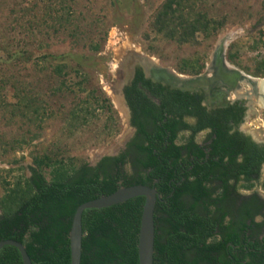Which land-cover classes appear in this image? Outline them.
<instances>
[{"label":"trees","instance_id":"obj_1","mask_svg":"<svg viewBox=\"0 0 264 264\" xmlns=\"http://www.w3.org/2000/svg\"><path fill=\"white\" fill-rule=\"evenodd\" d=\"M28 1L29 5L18 3L21 15L15 18L19 33L26 37L14 49L0 41V52H5L1 66L21 64L27 70L39 60L49 63L56 55L45 39L74 23V0H40L41 8L39 0ZM203 1L162 0L152 14V31L178 43L195 42L197 32L205 38L215 36L225 17L208 15L201 8ZM106 35L105 29L99 40H90L88 49L99 51ZM61 57L50 69L47 97L37 93L32 80L7 76L0 68V92L9 84L13 89L15 100L7 102L12 115L41 129L55 116L54 103L66 93L74 96L68 114L71 132L88 125L97 107L107 114L103 128L107 135L116 132L120 120L85 62L73 54ZM180 70L199 74L203 59L184 61ZM70 71L79 78L74 83H67ZM252 74L264 77V62ZM138 81L159 104L138 87ZM154 85L138 72L125 87L136 131L117 155H105L95 165L53 151L34 157L30 175L17 178L0 198V240L21 242L32 264H71L69 231L77 206L120 186L145 184L154 186L159 195L154 208V264H264V197L255 189L258 184L264 189V180L259 182L264 144L238 129L244 107L235 102L207 110L197 93L164 91L165 87ZM187 115L196 121L188 123ZM205 129L206 136L196 140ZM36 136L35 132L30 139ZM25 139L21 135L12 142ZM143 203L144 196H136L85 209L80 264H138ZM0 264H23L18 249L4 245Z\"/></svg>","mask_w":264,"mask_h":264},{"label":"rangeland","instance_id":"obj_2","mask_svg":"<svg viewBox=\"0 0 264 264\" xmlns=\"http://www.w3.org/2000/svg\"><path fill=\"white\" fill-rule=\"evenodd\" d=\"M161 1L74 0V23L69 24L66 29H61L50 39H45L50 43L49 50L56 55L54 60L49 63L39 60L38 65L30 64L27 70L21 64L0 65L1 69L5 68L7 76H15V79L24 76L26 80H32V86L36 85L37 93L47 97L45 92L52 64L62 59V53L73 54L78 60L85 62L92 81L99 87L100 92L110 99L115 110L113 115L120 120L119 129L107 135L103 129L107 114L104 109L97 107V115L88 125L71 132L68 114L74 104V96L65 93L66 97H60L53 105L55 116L47 119L42 123V128L38 129L18 114L12 115L7 102H14L15 99L11 85H6L0 92V198L17 178L30 175L28 166L34 165L35 156L53 151L65 157L74 156L77 160L92 163L99 153L116 152L123 147L129 125L125 114L114 102L113 95L118 94L114 89L117 84L115 70L133 50L156 60L160 66L186 76H194L198 74L180 70L184 61L203 59L205 71L218 38L231 34L233 39L227 45L225 57L232 66L253 75L257 64L264 62V0H204L201 8L210 16L225 17V24L215 36L205 38L201 32H197L195 42L184 43H178L152 31V14ZM18 3L21 6L29 5L30 1L0 0V41L11 49L22 46L26 37L19 33L16 25L15 18L21 15ZM38 4L39 8L43 6L42 1ZM105 29L107 35L101 49L97 52L89 50L87 44L90 40H99ZM230 54L233 59L229 58ZM0 56L4 58L5 52L1 51ZM67 60L71 66L74 65V61L70 62V57L67 56ZM14 78H10L11 82H14ZM78 79L72 71L66 77L67 83H74ZM254 107L259 112H256V116H246L242 129L256 140L264 142V110ZM258 117L262 121H259ZM35 132L37 136L30 139ZM21 135L26 138L25 142H12ZM203 136L204 133H198L196 140L201 141ZM263 180L264 163L259 182ZM255 189L264 197V189L259 184Z\"/></svg>","mask_w":264,"mask_h":264},{"label":"water","instance_id":"obj_3","mask_svg":"<svg viewBox=\"0 0 264 264\" xmlns=\"http://www.w3.org/2000/svg\"><path fill=\"white\" fill-rule=\"evenodd\" d=\"M233 39L231 34H225L218 38L215 48L211 54V62L207 65L205 71L194 76H186L176 73L174 70L155 65L156 70L152 72L153 78L165 84H169L174 88L182 91H194L197 88L209 90L211 85H221L226 89H239L241 85L238 81L248 80L251 85V93L254 94L255 101L264 108V77L252 76L245 73L243 70L232 66L225 59V53L228 43ZM219 66L224 73L220 76H211L210 74ZM260 81V82H258ZM249 96L242 97V101L246 104L249 102ZM123 100V97H122ZM262 109V108H261ZM126 121L129 125V109L124 106ZM135 128L129 125L128 135L124 136V141L133 134ZM254 138V137H253ZM255 139V138H254ZM256 140V139H255ZM116 152L99 153L94 162L95 165L101 157L105 155H115ZM157 182V179L155 180ZM136 196H144V203L141 212L140 225L138 231L137 254L138 264H154V239H155V224H154V208L157 201L158 191L154 186L145 184H134L130 186H120L110 194L100 195L97 198L85 201L75 209L69 231V247L71 264L81 263L82 254V213L87 208H102L108 207L117 203L124 202ZM4 245H11L18 249L22 263L32 264V261L25 249V246L14 239L0 240V249Z\"/></svg>","mask_w":264,"mask_h":264},{"label":"flooded vegetation","instance_id":"obj_4","mask_svg":"<svg viewBox=\"0 0 264 264\" xmlns=\"http://www.w3.org/2000/svg\"><path fill=\"white\" fill-rule=\"evenodd\" d=\"M143 56L147 57L146 55L138 54L136 52V50H133L132 52L127 54L125 59L122 60L119 68L117 70H115L116 71L115 73L117 74L115 77L117 84L114 85V89H115V92L118 93L117 95L118 96L120 95L121 99L123 97L122 106L123 107L127 106L129 109V125L132 127H134L130 123L131 118H132V112H131V109L129 108V106L127 105V101H126V97H125V87L132 84V82L135 80L138 72H140L144 78L149 79L153 83V86H155L154 84H160V86L165 87L166 89L164 91H166L167 89H178V88H174V87L170 86L169 84H165V83H162L160 81H156L153 78L152 72L154 70H156L155 65H158L157 62L155 63V62L151 61L150 64L144 65L143 62L141 61ZM148 58H150V57H148ZM225 59H226V57H225ZM210 62H211V58H210ZM176 73H178V72H176ZM178 74H181V73H178ZM213 74L214 75H212V76H216V75L220 74V71L214 70ZM252 76H254V75H252ZM243 86L244 87L241 88L242 94L240 97H244L248 93L247 91H245V88L247 86L245 84ZM138 87L142 88L145 91V93L147 94V96L150 97L153 101H155V103H157V104L160 103V100L157 97H155L154 95H152L149 88L141 86L140 81H138ZM236 91H239V90L229 91L221 85L213 84V85H211L209 90H205L204 88H197L196 90L189 91V92L197 93L200 96L201 105L204 106L207 110H215L217 108L227 107L229 104L235 103V102H237L238 105L243 106L244 111L242 113V121L238 124V129L241 131H244L242 129V124H243L244 120L246 119V116H249V115L256 116L257 115L256 112H259V111L254 106H257V107H259V106L257 104H255V102L250 101V100L248 102V105H249L248 106L244 101H242V98H239V96L238 97L234 96V92H236ZM232 95H233V97H232ZM247 97L250 98L249 96H247ZM184 120L187 121L188 123H194L196 121V118L187 115V116H184ZM258 120L262 121V120H260L259 117H258ZM135 131H136V128H135L133 134L131 135V137L134 135ZM207 132H208V130L205 129V130L199 131L198 133H204V136H203V138H204L206 136ZM187 133H188V131H187ZM248 134H250V133H248ZM131 137H129L124 142L123 147L118 151V153L122 149H124L125 144L131 139ZM251 137L253 138L252 135H251ZM256 141L260 142L258 140H256ZM260 143L264 144V142H260ZM117 154H115V155H117Z\"/></svg>","mask_w":264,"mask_h":264},{"label":"bare ground","instance_id":"obj_5","mask_svg":"<svg viewBox=\"0 0 264 264\" xmlns=\"http://www.w3.org/2000/svg\"><path fill=\"white\" fill-rule=\"evenodd\" d=\"M140 57V56H139ZM141 61L143 62V64L144 65H148V64H150V62L152 61V62H155L156 63V60H154V59H151V58H148V57H145V56H143V58L141 59ZM214 70H218V71H220V74H218V75H216V76H220L221 74H223L224 73V71H223V69L221 68V67H219V66H216V68L214 69ZM214 70L212 71V73L210 74L211 76L212 75H214L213 73H214ZM248 80H243V81H238L239 83H240V85H241V88H243L244 86V84L247 86L246 88H245V91H247L248 93H249V100L250 101H253V102H255V104H257L258 106H260L256 101H255V97H254V94L253 93H251V85L250 84H248L249 82H247ZM258 82H260V81H258ZM241 88H239V89H233V88H231V89H227V90H229V91H232V90H239V91H236V92H234V96H239V98H242V97H240L241 96V94H242V91H241ZM248 93H247V95H248ZM232 97H233V95H232ZM113 98H114V102H115V105H116V107H118L124 114H125V110H124V107L122 106V99H121V97H120V95L118 96V95H113ZM247 105H248V103H247ZM249 106V105H248ZM261 108L264 110V108L261 106ZM258 122V121H257ZM114 146V145H113Z\"/></svg>","mask_w":264,"mask_h":264}]
</instances>
